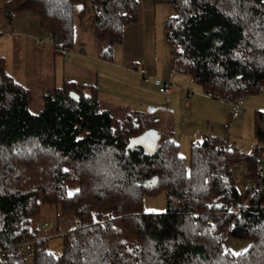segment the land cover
Segmentation results:
<instances>
[{"label": "trees", "instance_id": "1", "mask_svg": "<svg viewBox=\"0 0 264 264\" xmlns=\"http://www.w3.org/2000/svg\"><path fill=\"white\" fill-rule=\"evenodd\" d=\"M89 1L97 56L110 62L124 28L139 19V0ZM86 2L8 0L6 12L35 16L56 57L73 48L74 6ZM152 2L174 10L163 28L173 70L219 96L264 88V0ZM43 97L31 111V92L0 56V264H264V190L241 194L232 174L245 163L249 183H264V112L253 113L252 152L206 135L191 144L187 163L169 138L149 150L129 145L148 127L136 114L102 109L96 82L65 80ZM158 191L165 210L142 212L143 196ZM42 206L76 219L58 255L42 229L48 223H35ZM228 237L249 247L233 252ZM23 242L31 249L20 251Z\"/></svg>", "mask_w": 264, "mask_h": 264}, {"label": "rangeland", "instance_id": "2", "mask_svg": "<svg viewBox=\"0 0 264 264\" xmlns=\"http://www.w3.org/2000/svg\"><path fill=\"white\" fill-rule=\"evenodd\" d=\"M7 1L0 0V56L4 58L6 73L31 92V111L37 112L43 108L44 94L53 86H61L64 82V66L73 65L67 75L77 77L79 82H84L82 80L88 73L93 78L91 83L96 78L103 85L105 80L115 79L119 82L118 88L127 92L126 95L128 90L135 91L133 97L113 95V98L108 99L102 96V109L120 110L119 117L138 115L144 126L160 134V140L169 138L179 143V154L187 163L191 143L201 142L204 134L225 139L244 154L253 151L256 145L253 119L245 116L237 121L230 119V104L206 97V93L193 82L190 75L177 72L171 67V53L163 32L165 20L174 14L170 4L139 0V19L124 28L123 38L115 45L113 59L110 61L125 71L136 74V77H129L127 72V75H114L110 69L100 65L95 68L90 60L93 57L76 59L77 54L71 56L70 51H65L64 55L58 54L52 61L51 40L48 33L40 28L38 19L28 12L14 13L8 17ZM92 18L90 16L89 21ZM65 55L69 57L67 61L62 60ZM140 68L146 70L143 76L138 74ZM144 77L148 79L145 81ZM165 82L172 86V94L159 93L158 87ZM253 96L258 102L255 110L264 112V88ZM253 96H246V103L249 98L253 100ZM117 106H121V109H116ZM224 106H227L225 115ZM258 161L264 172V144ZM232 174L239 192L244 194L253 184L249 183L245 163L235 164ZM165 208L166 195L163 191L143 196L142 212L161 213ZM46 222L48 224L42 229L50 237L48 248L58 255L61 251V235L75 225L76 219L69 210L42 206L35 217V223ZM249 244L246 240L232 237L225 241V245L233 252L244 251ZM26 262H30L29 257L25 258Z\"/></svg>", "mask_w": 264, "mask_h": 264}, {"label": "crops", "instance_id": "3", "mask_svg": "<svg viewBox=\"0 0 264 264\" xmlns=\"http://www.w3.org/2000/svg\"><path fill=\"white\" fill-rule=\"evenodd\" d=\"M83 7L85 10H84L83 15L81 16L80 12L83 9ZM90 16L93 17L89 0H87L86 4H76L74 6L75 30H74V45H73V48L71 50H69L70 52H72L71 56L77 54L75 57L76 59H79L80 57H86V56L93 57L90 60L93 62V64H95V68H98V65H100L102 68L110 69L111 73H113L114 75H116V74L127 75L126 74V72H127V73H129V75H127V76L136 77L135 73H130L129 71H125L124 68H121L116 64H113L111 62H107L105 60L98 58L97 52H96V46H95L96 45L95 37H94V32H93V19H92V21H89ZM51 46H52V43H51ZM50 48H51L52 61H54L55 57L53 56L52 47H50ZM62 57H63L62 58L63 61H67L69 59L68 55L67 56L65 55ZM97 59H100V60H97ZM73 67H74L73 65H65L64 66V68L62 70V82L65 80H72V81H75L77 83L91 84V82L93 81V78H92V75H90L88 73L85 74V77L82 80L84 82H79V80H77L78 79L77 77H74V78L68 77L67 74L70 72L71 68H73ZM66 70H67V73H66ZM136 72H137V70H136ZM138 74H140V73H138ZM114 75H112V76H114ZM94 81L97 83L100 99L102 98V96H105L106 98L111 99L114 97L113 95H116V96L121 95V97H124V96L125 97H133L134 96L133 92H135V91L132 92V91L128 90V95H126L127 92H124L120 88H118L119 82L116 81L115 79L105 80L106 82H104V85L100 84L98 82V78H96ZM171 87L169 88V91L167 93L172 94L173 89ZM206 97L211 98V97L207 96V94H206ZM253 98H254L253 100H251L250 98L247 99V103L245 100V107L242 110L241 116L239 118H237V119L233 118V117H231L230 113H228L229 118L232 120H235V121L239 120L242 116L253 119V113L255 111H258V110H255V107L258 105V102L254 96H253ZM226 107L225 106L223 107L224 115L226 113V111H224L226 109ZM227 112H228V108H227ZM146 131L149 132V134L151 135L150 139H152V141L155 142L154 145L156 146L160 141V134H158V132H156L155 130H152V129H147ZM205 136H206V134L203 135L202 139ZM191 144H193V142ZM178 145H179V143H178ZM262 177L264 180L263 169H262Z\"/></svg>", "mask_w": 264, "mask_h": 264}, {"label": "built area", "instance_id": "4", "mask_svg": "<svg viewBox=\"0 0 264 264\" xmlns=\"http://www.w3.org/2000/svg\"><path fill=\"white\" fill-rule=\"evenodd\" d=\"M139 73L143 76L145 74V70L143 68L138 70ZM145 81L148 79L146 77H144ZM169 83H163V85L158 87V91L159 93L165 94L169 91ZM207 96L211 97V98H215V99H220L224 102H227L228 104H230V114L233 118H239L240 117V113L242 112V110L245 107V98L246 96H234L232 94L226 93L222 96L219 95H214L210 92L206 93ZM263 178V177H262ZM255 189H261L264 190V183L260 182V183H253L250 187V191H253ZM207 223L209 224V221H207ZM47 224H44L42 226L45 227ZM18 249L21 251H28L31 249V243L30 242H23V243H19L17 244ZM4 252H2L0 254V256H3Z\"/></svg>", "mask_w": 264, "mask_h": 264}, {"label": "water", "instance_id": "5", "mask_svg": "<svg viewBox=\"0 0 264 264\" xmlns=\"http://www.w3.org/2000/svg\"><path fill=\"white\" fill-rule=\"evenodd\" d=\"M151 135L149 134V132L145 131L143 132L141 135H139L138 137L132 139L129 141V145L132 144H137L142 146L144 149L149 150L155 147V142L152 141ZM156 181V179H154Z\"/></svg>", "mask_w": 264, "mask_h": 264}]
</instances>
